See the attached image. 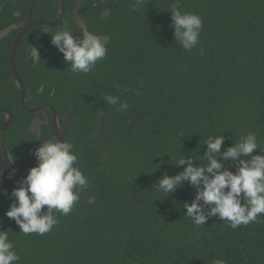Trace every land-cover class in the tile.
<instances>
[{
  "label": "trees",
  "instance_id": "1",
  "mask_svg": "<svg viewBox=\"0 0 264 264\" xmlns=\"http://www.w3.org/2000/svg\"><path fill=\"white\" fill-rule=\"evenodd\" d=\"M173 3L147 0L121 13L105 58L88 73V186L69 214L53 210L50 232L11 238L15 264H264V214L236 229L217 216L198 227L183 208L193 186L168 195L155 186L183 170L175 165L182 156L207 164L210 136H224L223 152L255 133L253 155L264 154V0H179L203 20L191 50L174 39ZM99 106L102 136L93 132Z\"/></svg>",
  "mask_w": 264,
  "mask_h": 264
},
{
  "label": "flooded vegetation",
  "instance_id": "2",
  "mask_svg": "<svg viewBox=\"0 0 264 264\" xmlns=\"http://www.w3.org/2000/svg\"><path fill=\"white\" fill-rule=\"evenodd\" d=\"M136 6L137 0H0V231L11 230V242L23 233L5 215L10 193L37 164L35 149L45 140H63L73 145L82 173L85 163L88 73L71 71L51 35L67 24L77 39L87 33L110 38L121 13ZM106 7L110 14L102 18ZM32 48L39 61H33ZM93 114L99 127L93 132L102 136L100 106Z\"/></svg>",
  "mask_w": 264,
  "mask_h": 264
},
{
  "label": "clouds",
  "instance_id": "3",
  "mask_svg": "<svg viewBox=\"0 0 264 264\" xmlns=\"http://www.w3.org/2000/svg\"><path fill=\"white\" fill-rule=\"evenodd\" d=\"M137 4L145 6L147 0H137ZM109 14L110 9L106 7L100 15L105 18ZM170 14L175 41L185 50L196 47L203 25L202 18L195 13L182 12L179 0L171 5ZM109 39L107 35L90 33L77 39L66 24L62 30L51 35L50 42L62 53L73 73L87 74L97 61L105 58ZM31 54L34 62L40 60L35 49H31ZM124 91L127 92V89ZM103 99L110 105H118L120 111H127L129 107L118 96L107 95ZM223 142L222 134L210 136L204 143L207 164L194 166L192 157L182 156L175 165H186L183 170L174 176L165 174L155 183L157 190L167 195L185 181L194 187V198L190 203L184 202L183 208L187 217L198 227L204 226L210 217L217 216L236 229L240 225L259 222L258 217L264 214V154L253 155L254 150L258 149L256 134L250 132L242 136L221 152ZM72 148L71 143L51 139L35 149L37 164L17 182L19 186L12 189L10 196L13 202L5 213L19 226L20 232L26 235L50 232L58 223L53 210L62 215L69 214L79 200L80 192L88 186L87 178L75 166L78 158L71 151ZM227 161L233 162L235 172L225 166L223 162ZM9 162L14 163L10 156ZM88 202L94 203L95 198L89 196ZM9 231H0V264H15L20 259L9 240ZM212 264L226 262L214 259Z\"/></svg>",
  "mask_w": 264,
  "mask_h": 264
}]
</instances>
